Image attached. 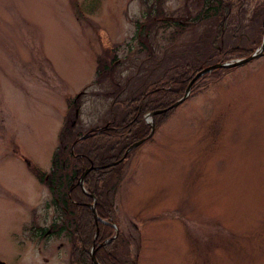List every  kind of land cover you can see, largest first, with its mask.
I'll use <instances>...</instances> for the list:
<instances>
[{
  "label": "rangeland",
  "instance_id": "1",
  "mask_svg": "<svg viewBox=\"0 0 264 264\" xmlns=\"http://www.w3.org/2000/svg\"><path fill=\"white\" fill-rule=\"evenodd\" d=\"M259 1L243 0L244 20ZM161 2L171 19L185 22L188 8L194 13L190 0ZM151 3L0 0V259L6 264L82 263L71 254L67 232L56 233L76 222L29 168H53L71 112L67 100L78 95L77 128L106 125L113 102L130 88L201 54L205 22L138 34ZM232 24L220 35L224 46L254 31L240 26L234 33ZM100 39L117 45L114 85L94 80ZM154 130L121 166L113 200L136 264H264V55L203 78ZM97 217L92 212L95 225L108 221Z\"/></svg>",
  "mask_w": 264,
  "mask_h": 264
},
{
  "label": "trees",
  "instance_id": "2",
  "mask_svg": "<svg viewBox=\"0 0 264 264\" xmlns=\"http://www.w3.org/2000/svg\"><path fill=\"white\" fill-rule=\"evenodd\" d=\"M190 2L194 13L192 14L188 8V12L186 11L188 18L184 19V22L183 19L177 17L175 19L169 18L162 8L161 0H152L145 12L148 20L137 23L139 27L137 32L142 35L157 25L163 27L166 24H171L184 29L188 23L190 26H194L195 23L205 22L206 33L204 34V48L200 52L201 54L192 56L191 60L187 62H178L170 66L168 71L160 75L158 81H147V83H140L136 87L130 88L132 90L127 94V97L113 102L111 108L114 115L107 121L106 125L91 126L85 130L77 128L78 112L76 110L80 103L77 97L74 100L68 99L69 110L71 112L73 110V112L72 114L68 112L66 120L64 119V126L59 133V146L53 153V168L49 172H41L35 167L32 169L36 178L43 185L51 188L53 196L56 198L54 204L62 209L66 217L71 216L76 222L72 228L58 229L56 233L60 230L67 232L72 244H74L70 250L71 254L80 258L82 261L80 264H94L90 259L89 249L93 244L92 238L96 229L92 210L85 205L93 202V199L86 195L77 183L79 175L90 166V162L94 166H102L107 165L108 162L119 160L129 144L147 135L150 132V126L143 120V116L147 112L167 108L166 112L159 113L153 118L155 128L164 122L176 109L174 107L168 108L170 104L183 95L191 78L202 67L221 60L249 56L261 44L264 30L262 26L264 0L253 5L250 16L246 20L242 18L243 14L247 12V9L241 7L243 0H239L237 7L234 0H195L194 2L190 0ZM187 21L190 22L186 23ZM231 23H233L232 31L234 33L240 26L254 31L242 35L244 40L241 42L237 39L235 44L224 46L220 35H222L223 29L230 26ZM117 64V47L103 49L101 54L96 56L95 83L102 84V82L109 81L114 85L115 66ZM228 70L229 68L211 70L210 73L192 84V90L199 86L203 78L209 75L221 76ZM82 135L86 137L81 139ZM78 144L80 145L78 146ZM132 150L117 165L93 169L85 175L84 186L96 197L95 207L97 214L101 217L110 219L111 215L115 213L113 200L121 179L120 168ZM69 189L71 190L70 197L68 196ZM78 209H80V216L85 213L84 216L82 215L83 220L80 219V216L76 217L75 215V210ZM85 218H88L87 222H84ZM69 225H72L70 219H68L65 228ZM98 228L99 232L96 237L98 242L113 234L112 226L101 223ZM119 233L113 237L112 241L96 249L95 257L101 264L136 263L130 238L123 231Z\"/></svg>",
  "mask_w": 264,
  "mask_h": 264
},
{
  "label": "water",
  "instance_id": "3",
  "mask_svg": "<svg viewBox=\"0 0 264 264\" xmlns=\"http://www.w3.org/2000/svg\"><path fill=\"white\" fill-rule=\"evenodd\" d=\"M264 19V18H263ZM263 29H264V20H263ZM264 53V33H263V36H262V42L260 44V46L258 48H256L254 50V52L247 56V57H242V59H236V60H233L231 62H221V63H216V64H212L206 68H203L200 70L199 73H197L191 80H190V83L187 85V89L185 90L184 94L181 96V98L179 100H177L176 102H174L170 107H174V106H177L179 105L181 102H183L185 99H187L188 95L190 94V89H191V84L200 78V76L206 72H210V70L214 69V68H221V67H228V68H232V66H240L244 63H247L248 61H251L253 60L254 58H257V57H260L262 56ZM169 107V108H170ZM167 109H159V110H156V111H152V112H149V114L145 117L146 120L149 119V123H150V133L139 139L137 142L131 144L127 149L126 151L124 152V157L129 153V150L133 147H136V146H139L140 143L144 142L145 139L147 138H150V136L154 133V122H153V119L152 116L155 115V114H159V112H165ZM116 162L112 163V164H115ZM94 167L93 166H90V167H87V169H85V171H83L81 173V177L78 179V183L80 184V186H82V182H83V179L85 177V174L88 173V171H90L91 169H93ZM88 207H91L92 209V212H93V217L95 218V220L98 219L97 217V214H96V207L94 206V203H89ZM98 232V229L96 230V234ZM103 244V243H102ZM100 244V245H102ZM91 260L94 262V264H100L98 262V260H96L95 258V250L93 249V247L91 248ZM0 264H5L3 261H0Z\"/></svg>",
  "mask_w": 264,
  "mask_h": 264
}]
</instances>
